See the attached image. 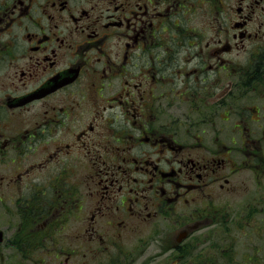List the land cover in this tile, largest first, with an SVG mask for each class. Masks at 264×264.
Returning <instances> with one entry per match:
<instances>
[{
	"label": "flooded vegetation",
	"instance_id": "obj_1",
	"mask_svg": "<svg viewBox=\"0 0 264 264\" xmlns=\"http://www.w3.org/2000/svg\"><path fill=\"white\" fill-rule=\"evenodd\" d=\"M0 264H264V0H0Z\"/></svg>",
	"mask_w": 264,
	"mask_h": 264
}]
</instances>
